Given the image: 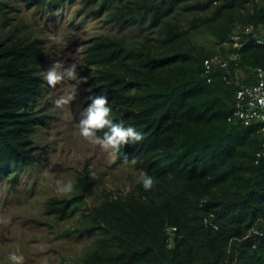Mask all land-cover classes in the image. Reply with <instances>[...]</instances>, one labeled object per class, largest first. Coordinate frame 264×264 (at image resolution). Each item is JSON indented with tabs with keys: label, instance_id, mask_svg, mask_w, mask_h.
Masks as SVG:
<instances>
[{
	"label": "trees",
	"instance_id": "16d2710c",
	"mask_svg": "<svg viewBox=\"0 0 264 264\" xmlns=\"http://www.w3.org/2000/svg\"><path fill=\"white\" fill-rule=\"evenodd\" d=\"M21 4L95 23L80 82L107 95L109 119L143 134L117 163L156 181L89 203L97 180L83 172L71 194L47 201L60 220L83 208L76 239L89 244L75 264H264L263 133L235 119L264 43L244 35L231 45L244 27H264V0H0V185L11 187L37 162L35 132L49 118L37 107L50 54L12 22ZM217 54L236 58L209 81L204 61Z\"/></svg>",
	"mask_w": 264,
	"mask_h": 264
},
{
	"label": "rangeland",
	"instance_id": "374dc122",
	"mask_svg": "<svg viewBox=\"0 0 264 264\" xmlns=\"http://www.w3.org/2000/svg\"><path fill=\"white\" fill-rule=\"evenodd\" d=\"M12 12L18 15L12 22L20 18L21 29L28 36L39 38L41 51L50 54L44 71L57 60L65 65L75 62L77 78L65 80L55 88L44 81L46 87L37 108L45 106L47 110L43 112L49 118L35 132L38 160L22 171L20 182L15 186L11 187L7 180L0 185V264H11L8 256L13 252L23 256L22 264H75L89 244L76 239L75 228L84 211L79 208L64 220L46 212L50 198L65 196L57 193L56 181L74 183L77 176L89 173L97 180L96 195L89 199L92 203L106 192L128 191L138 183L141 171L132 163H117L116 156L85 141L76 128L82 112L90 104L86 87L79 79V66L83 45L97 32L98 28L92 26L95 23L80 24L67 17V12L55 14L25 9L23 4ZM207 38L210 41L205 45L214 46V41ZM78 48L83 51L78 53ZM66 93H73L75 99L57 107L55 101Z\"/></svg>",
	"mask_w": 264,
	"mask_h": 264
},
{
	"label": "clouds",
	"instance_id": "9594fccd",
	"mask_svg": "<svg viewBox=\"0 0 264 264\" xmlns=\"http://www.w3.org/2000/svg\"><path fill=\"white\" fill-rule=\"evenodd\" d=\"M82 48H78L77 52H82ZM43 80L52 88L62 84L65 80H75L77 78V64L75 62L65 65L60 61H55L42 74ZM87 83V79L84 78ZM91 93L87 97L90 101L88 107L82 112L76 128L78 134L85 141L92 145L99 146L103 151L115 157L122 146L129 143H137L143 140V134L132 126H125L123 122L117 123L109 119L111 108L109 107V99L107 95L97 94L94 92V86L85 89ZM75 99L73 93H66L60 96L55 104L57 107H63L70 104ZM102 133V135H98ZM138 183L142 184L145 191H151L155 184V179L148 173L141 171L138 177ZM74 190V184L71 181H56V191L61 195L71 194ZM8 259L11 264H22L23 256L17 255L15 252L10 253Z\"/></svg>",
	"mask_w": 264,
	"mask_h": 264
},
{
	"label": "built area",
	"instance_id": "2783aa9c",
	"mask_svg": "<svg viewBox=\"0 0 264 264\" xmlns=\"http://www.w3.org/2000/svg\"><path fill=\"white\" fill-rule=\"evenodd\" d=\"M244 35L253 36V39H256L259 44L264 43V27H261L257 31L253 26H246L232 36L231 45L234 49L241 47ZM230 58L234 60L236 57L231 55L229 59H226L221 54H217L205 59L203 68L209 81L212 80L209 74L214 69H225L226 71L229 69ZM254 73L257 80L251 84H240L236 91L235 119L240 120L247 126L259 124L264 138V67L256 68ZM223 79L228 80L229 76L224 74ZM261 154H264V140L263 151L259 156Z\"/></svg>",
	"mask_w": 264,
	"mask_h": 264
}]
</instances>
